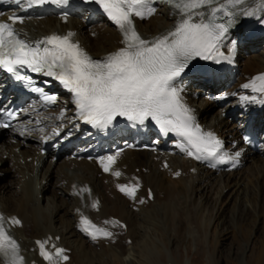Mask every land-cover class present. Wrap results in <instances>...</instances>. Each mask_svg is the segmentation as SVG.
<instances>
[{
  "label": "bare ground",
  "instance_id": "obj_1",
  "mask_svg": "<svg viewBox=\"0 0 264 264\" xmlns=\"http://www.w3.org/2000/svg\"><path fill=\"white\" fill-rule=\"evenodd\" d=\"M222 4L227 6L228 0H219L214 7H220ZM229 10L237 15L233 17L236 23L229 28L226 35L236 40L237 47L235 45L236 48L231 52L233 46L226 39L225 47L221 51L230 60H222L217 64L212 60L205 61L198 58V68L203 69V72H211L213 77L204 79L200 76H188L176 86L182 103L191 110L194 123L199 125L203 132L213 133L226 145L234 161V168L231 171L217 172L187 156L182 158L171 156L166 153V149L171 150L173 155L180 156L177 155L175 146L155 140L142 143L140 147H137L136 141H132L131 147L119 155L107 153L102 156L95 153L92 156L90 153L92 148L89 146L91 144L85 145L87 148L82 147V144L73 153H68L66 151L68 143L81 137L85 127L77 121L70 95L60 91V88H56L60 96L53 109L48 110L47 106L41 103L33 104L21 115L14 128L9 131L0 128V174L12 170L11 174L15 180L8 189L16 197L12 200L4 198L1 193L6 187L0 182V214L6 218V230L20 246L24 264H49L39 254L37 241H48L51 238H53L51 244H55L56 248L66 247L65 255L70 261L64 264H86L82 259H92L93 264L97 261L100 264H113L103 260L109 256L115 257L114 264H117L118 255L114 250L119 249V255L130 251L121 238L124 229H127L124 239L126 243L128 240L137 239L140 236V227L148 224L153 232L159 233L160 237L165 239V243L171 242L175 252L180 248L181 243L177 236L182 226L185 230L196 229L202 238L201 236L210 233L212 224L217 223L215 232H211L214 236L213 242L217 244L220 237L217 236V230L225 221L223 205L231 200L234 202V209L241 208L240 210L249 212L247 210L252 211L253 208H257L259 197L264 201V146L255 150L243 141L244 128L253 116L256 119L257 129L262 130L264 134V93L254 91L252 87H244L246 84L260 87L261 82L256 78L264 76V54L252 55L245 58L244 62L239 61L246 48L253 49L264 44V3L262 0H245L244 4L230 7ZM243 10L252 11L254 15H243ZM201 11L205 10L201 9ZM219 13L224 12H218L216 15ZM161 14V11L156 10L155 16L150 20L137 21V28L142 38L153 41L168 35L183 19L179 13L170 10L167 17L163 14L160 17ZM0 18L7 20V12L1 13ZM163 18H166L164 24L156 22L157 19ZM91 20L92 16L89 14L72 18L68 23H62L53 16H45L41 19L26 18L18 27L21 35L26 39L29 37L37 39L54 31L64 35L69 32L75 33L74 39L97 60H103L107 55L124 46L121 34L110 20L98 18L100 24L97 23L96 28H89ZM196 20L198 21L199 17ZM224 77H227V80H224ZM235 78L237 84L229 86L231 80ZM209 97L214 101L212 102ZM229 97L233 101L224 113L235 115V119L227 121L226 124H223L220 117L216 120L214 117L210 119L215 105L229 100ZM40 110L45 112H43L44 117L42 113L39 115ZM61 122L65 123L63 127L52 133V128ZM144 146L150 149H143ZM25 147L31 149L39 147L42 153L35 154L36 157L33 151L20 155L18 149ZM237 153L239 155H236ZM74 154H80L76 160L90 172L88 177L70 178L66 173V169L73 167ZM66 155L68 157L63 160L64 163L58 165L57 158ZM108 156H115L116 159L110 170L105 172L101 161ZM168 158L180 159L188 165L173 163L171 166L168 164ZM252 162L253 166L248 167ZM34 163L36 164L34 170L37 169L39 175V188L35 191V196L31 191V183H34V180L32 181V176L29 178L27 174L33 169ZM56 165L59 166L58 171V168L55 169ZM115 172L121 175L117 177L114 175ZM184 173L192 179L189 186L182 176ZM54 175L60 183H57V191H53L52 200L49 199L52 212L47 216L43 210L38 211L37 206L41 204V200L42 202L46 200L45 194L49 191ZM120 185L137 186L136 199L133 200L121 192ZM149 190L152 191L153 197H150ZM157 202L160 209L156 207ZM140 205L142 209L139 208ZM128 208H132V212ZM82 209L89 212L88 216H83L84 218L93 225L98 224L99 229L104 227V230L112 233L111 238L97 234L95 240L100 244L101 250L89 252L85 249L84 245L87 241L83 240V237L89 238L90 235L82 231L85 227L81 220L84 218L80 216ZM65 214L73 216L74 221H65ZM160 217L168 227L176 225L175 235L172 234L167 239L168 236L160 229ZM12 218L18 219L21 224H11ZM55 218H58L61 225H66V229L61 233L52 227ZM116 220L119 223L115 222ZM221 232L226 231L223 229ZM68 235L80 240L78 248L80 256L73 252L70 253L71 255L68 254V250L71 249L70 246L65 245L68 243ZM147 243L149 242L147 241L144 249L138 253L140 258L146 261L145 264H153L154 258L147 252ZM50 249L54 254L55 248ZM213 260L212 264L220 263ZM0 264H5L3 257H0Z\"/></svg>",
  "mask_w": 264,
  "mask_h": 264
},
{
  "label": "snow or ice",
  "instance_id": "obj_2",
  "mask_svg": "<svg viewBox=\"0 0 264 264\" xmlns=\"http://www.w3.org/2000/svg\"><path fill=\"white\" fill-rule=\"evenodd\" d=\"M86 2L98 5L116 26L122 34L123 47L103 60H96L74 41L75 33L72 32L66 35L52 34L32 42L23 38L15 27L18 22L24 23L25 18L12 15L8 21L0 22V69L13 74L18 80L27 79L20 75V70L28 69L59 81L73 94L79 118L94 127L107 128L118 117L140 125L152 120L164 132H174L183 137L187 146H181V150L187 155L197 160L228 163L232 158L221 152L222 142L213 133L203 132L194 123L191 110L181 101L176 82L189 68L190 62L197 58L212 60L217 64L230 60L221 49L225 47L226 39L235 47L236 40L226 34L236 20L231 19L227 24L217 23L216 13L224 12L235 17L237 13L229 8L242 5L245 0H228L227 6L222 4L220 7H214L219 0H165L174 10H178L183 19L174 31L153 41L142 38L134 17L144 20L154 15L156 9L153 4L156 0ZM14 3H23L27 8L62 7L68 5L69 0H14ZM242 14L254 15L248 10H243ZM256 80L261 82L260 87L257 88L255 84L244 87L264 93V76ZM32 90L40 93L49 104L57 101L55 95L44 93L42 88ZM16 115L14 112L7 113L9 118ZM8 126L0 122V128ZM115 159V156H108L101 161L105 172L110 170ZM114 175L119 177L121 173L115 172ZM119 189L129 198L136 199L137 186L120 185ZM5 223L6 218L0 214V257H3L5 264H24L20 246L6 230ZM10 223L20 225L21 222L12 218ZM82 224L85 225L82 231L93 240L97 239V234L105 238L112 236V233L96 228L87 218L82 220ZM47 243V240L37 241L40 255L49 264H61L69 259L64 248L53 245L55 253L47 251Z\"/></svg>",
  "mask_w": 264,
  "mask_h": 264
},
{
  "label": "rangeland",
  "instance_id": "obj_3",
  "mask_svg": "<svg viewBox=\"0 0 264 264\" xmlns=\"http://www.w3.org/2000/svg\"><path fill=\"white\" fill-rule=\"evenodd\" d=\"M157 10L161 11L162 14L167 17L168 10L165 7L162 6L158 8ZM162 14L160 17L163 16ZM154 16L155 14L152 17ZM151 18H149L148 20H150ZM156 22H158L159 24H164L166 22V18H163L161 20L157 19ZM97 23L100 24L99 20H96V21L91 20L89 22V28H93V27L96 28ZM236 47H237V44H236ZM234 48H231V52H233ZM261 54L262 55L264 54V44H260L259 46L253 49L246 48L245 52L242 54V57L239 61L244 62L245 58L247 57H250L252 55L262 56ZM235 84H237L236 78L231 80V82L229 83V86H233ZM209 99H211V101L213 100L212 97H209ZM232 101L233 100L231 99V97H229V100L222 102V103L220 102L217 104V106L215 105V108L212 110L209 118L211 119V117H214V120H216L218 117H220V120L223 122V124L224 123L226 124L227 121H233L235 119V115L231 116V114L227 115V113H224V110L232 103ZM43 112L44 111H39V115H41L42 113V116L44 117L45 112L44 113ZM64 124L65 123L63 122L57 123L56 124L57 126L52 128L53 130L51 132L52 133L57 132V130H60ZM228 124H230V122H228ZM11 144L12 145L14 144L13 140L11 141ZM21 148L18 149L20 155H22L23 153L26 155L27 151H31V152L33 151V154L36 157L37 154L42 153L39 147L36 149H31L29 147H25L23 149ZM168 154L171 156H174L170 153ZM6 157H8L7 154H6ZM67 157L68 156L66 155L65 157H62L59 160H57V164L58 165H61V163L63 164L64 163L63 160L67 159ZM174 157L180 158L178 156H174ZM29 159H31V157H29ZM170 159L168 158L167 161H168V164L171 166L173 165V163H180L181 165L186 164V166L188 165L187 162H182V160L180 159H173V158H170ZM75 160L76 159H73L74 161L73 167L70 169H66V173L68 174V176L70 178L72 177L76 178V177H82V176L88 177L90 172L87 171V169H84L83 165L80 162H78L77 160L75 161ZM58 165H56L55 169L59 167ZM251 165L253 166V162L248 164V167H251ZM35 167H36V164L34 163L33 169L31 170V172L27 173L28 177L30 178L32 176L31 177L32 181L34 180V183H31V191H33L34 196H35V191L39 188V182H38L39 175H37V169L34 170ZM58 170L59 168L57 169V171ZM162 170H164V167L162 168ZM11 173H12V170L0 174V179H1L0 182L1 184H3L4 187H6V190L3 191V193L1 194L2 196H4V198L9 199V200H12V198L16 199V197H14L12 192H10V189H8L11 183L15 180V177ZM182 176H184V180L189 186L192 179L191 178L189 179V176L187 175V173H184ZM177 178H179V176H177ZM57 183L59 184L60 181L58 178H56V175H54L50 183L51 186L49 188V191L45 194L46 200L43 202L41 200L40 202L41 204L39 205L37 204L38 211L43 210L45 212L44 214L47 216L51 214L52 212V207H51L52 204H50L49 199L52 200L51 197L53 196V191L54 192L57 191V188H56L58 186ZM68 183L67 185H69ZM211 202L212 200H210V203ZM155 204H157L156 207L159 208L158 206L159 203L157 202ZM233 205H234V202H231L230 200L228 201L227 204L223 205L222 207V210L225 211V217H224L225 221L223 225L220 224L219 229L217 230V236H220L219 242L217 244L213 242L214 236L213 234L211 235V232L212 233L215 232L217 223H213L210 228V233L207 236L205 235L204 237L201 236L202 238H200V234L197 232L196 229L193 228L191 231L188 228L187 230H185L183 228L184 226H182L181 232L177 236L178 240H180V243H181L180 248L178 249V251H175V252H173V249L171 247V242L168 241V243H165L166 242L165 239L161 238L159 233L152 231L150 224L143 225L142 227H140V236L135 240L133 239L128 240V242L126 243L124 239H125V236L127 235V229H124L125 232L123 231V235H121V238H122L123 243L127 244V248L130 249V251L124 255H119L118 253L119 249H117V251L114 250L115 254L118 255L117 264H145L144 262L146 261H143V259L140 258L138 252L141 249H144L143 247H145V244L147 241L149 242L147 243L148 246L146 245L147 252H149L150 256L154 258L153 264H167L171 262H174L176 264H212V262L214 261L213 259H215L216 261H219L220 262L219 264H264V250H263L264 249V228H263L264 227V201H261V198L259 197L258 202H257V208H253L252 211L246 209L249 212H246V211L244 212L240 210L241 208L240 209L235 208L236 209L235 210L234 209L235 206ZM140 206L141 207L139 208L142 209L143 208L142 205ZM83 210L84 209H82L80 212V216L82 215V218H84L83 217L84 215L85 216L89 215L88 211L85 212L84 210V212H82ZM128 210L132 212L133 209L128 208ZM187 212H188V209H187ZM138 213L140 212L138 211ZM61 214L63 215V212H61ZM64 220L74 221V218L71 215L65 214ZM115 222L118 223L117 220ZM159 224H160V229L162 233L168 236L167 239L170 237V235L172 234L175 235V230H176L175 224H173L171 227H168L162 217H160ZM95 226L98 228V224H96ZM52 227L53 229L56 228L57 231L60 233L66 229V225L65 226L61 225L60 222L58 221V218H55V220H53ZM80 228L82 229V227ZM260 228H263V229L261 230ZM223 229L226 232L224 233L221 232L223 231ZM67 238H68V243H65V245H68L71 247V249L68 250V254L71 255L72 254L71 252H73L75 254L78 253L77 255L80 256V253L78 250L80 246V240H78L77 237H72L69 235L67 236ZM89 238L83 237V240L87 241L88 243V244L85 243L84 245L86 251L90 252L93 250H96V251L101 250L100 244L96 243V240H93L92 238L89 239ZM64 248L66 247L64 246ZM161 257L163 260L161 259ZM114 259L115 257L109 256L103 260L112 262L114 264V261H115ZM82 260H84L86 264H93L92 259L90 260L82 259ZM68 261H70V259H68L67 261H62L61 264L68 263ZM96 264H100V262L97 261Z\"/></svg>",
  "mask_w": 264,
  "mask_h": 264
}]
</instances>
